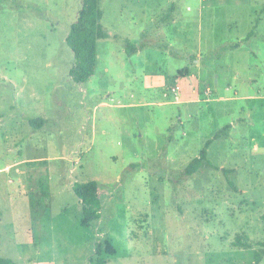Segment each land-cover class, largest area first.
Segmentation results:
<instances>
[{
  "label": "rangeland",
  "instance_id": "obj_1",
  "mask_svg": "<svg viewBox=\"0 0 264 264\" xmlns=\"http://www.w3.org/2000/svg\"><path fill=\"white\" fill-rule=\"evenodd\" d=\"M81 3L0 0V256L89 264L108 241L107 264H256L264 0H101L107 36L76 83L65 36ZM88 180L101 215L83 225L72 183Z\"/></svg>",
  "mask_w": 264,
  "mask_h": 264
},
{
  "label": "trees",
  "instance_id": "obj_2",
  "mask_svg": "<svg viewBox=\"0 0 264 264\" xmlns=\"http://www.w3.org/2000/svg\"><path fill=\"white\" fill-rule=\"evenodd\" d=\"M101 0H82L81 7L78 12L77 19L69 27V31L65 36V43L70 48L73 55V64L68 73L76 83L85 82L94 74L96 65V46L99 39L105 38L107 35L100 22L102 18V10L100 7ZM253 30L247 34L246 40L251 36ZM239 42L234 43L231 47H236ZM143 45L126 43L125 52L133 54ZM28 123L32 127H40L44 123L41 117L28 119ZM230 125L224 126L216 132L213 138L208 139L204 143V147L199 151L198 156L194 157L184 173L191 175L198 171L202 163L206 160L207 148L214 138L226 133ZM72 190L75 196L81 202L82 224L88 225L92 221H96L101 215V200L98 193V182L96 180H88L85 182L74 181ZM233 245L238 247L249 248L250 243L248 237L244 233L237 234L233 240ZM259 247L254 251V262L259 263L264 256V245L260 242ZM102 248V251H101ZM112 254L113 248L108 241L104 242L103 247L98 246L93 257H88L89 264H107V260L102 253ZM0 264H16L12 259L0 256Z\"/></svg>",
  "mask_w": 264,
  "mask_h": 264
},
{
  "label": "crops",
  "instance_id": "obj_3",
  "mask_svg": "<svg viewBox=\"0 0 264 264\" xmlns=\"http://www.w3.org/2000/svg\"><path fill=\"white\" fill-rule=\"evenodd\" d=\"M24 120H26V118H24ZM26 121H27V120H26ZM9 166H10V165H7V164H6V165L3 167V169L6 170L7 168H10Z\"/></svg>",
  "mask_w": 264,
  "mask_h": 264
}]
</instances>
